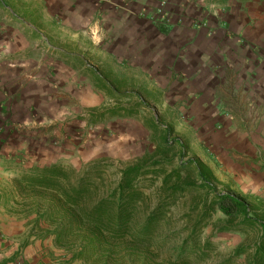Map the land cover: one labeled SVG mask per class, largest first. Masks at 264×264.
<instances>
[{"label":"rangeland","instance_id":"obj_1","mask_svg":"<svg viewBox=\"0 0 264 264\" xmlns=\"http://www.w3.org/2000/svg\"><path fill=\"white\" fill-rule=\"evenodd\" d=\"M170 5L176 11L181 6L159 0L150 16L167 30L176 18ZM196 5L198 9H189L193 15L201 11L206 15L201 27L209 38L194 35L192 42L199 44L192 49L178 45V64L169 72L159 66V82L150 75H122L121 67H113L114 85L120 93L115 97L88 95V102L93 103L87 105L85 97L65 98V91L61 98L51 93L30 98L27 72L9 82L2 81L5 72L0 74V211L29 220L19 255L1 264L16 263L27 246L35 244L36 250L27 253L33 264H102L94 250L69 263L67 253L48 238L60 216L50 213L38 221L52 206L50 197L19 194L14 180L37 167L32 159L42 153L48 160L59 161L54 165L69 169L75 179L89 170L95 198L114 189L123 170L142 166L134 186L143 197L135 207L132 226L143 225L160 207L157 228L150 235L134 233L128 238L129 251L116 250L121 255L110 264H249L262 234L257 225L242 220L229 223L216 208L205 215L204 207H210L215 193H230L246 199L253 216L264 219V0H222L208 11ZM197 24L200 22L186 27L193 29ZM241 26L252 27L256 35L246 38L243 32H233ZM219 29L226 30L227 38ZM166 38L167 46L159 44L160 58L173 45V38ZM225 51L228 55L224 57ZM70 85L89 92L91 81L66 84ZM63 101L77 112L68 116L69 133L63 127ZM43 104L48 105L47 114L40 108ZM89 135L93 137L88 139ZM191 160L210 172L206 176L215 188L213 193L203 187L194 168L179 169ZM179 180L184 190L172 191ZM73 240L79 241V235ZM183 245L188 246L187 254L178 260ZM240 248L244 251L238 253Z\"/></svg>","mask_w":264,"mask_h":264},{"label":"crops","instance_id":"obj_2","mask_svg":"<svg viewBox=\"0 0 264 264\" xmlns=\"http://www.w3.org/2000/svg\"><path fill=\"white\" fill-rule=\"evenodd\" d=\"M221 1L170 0L171 4L175 2L181 6L176 11L175 6L173 9L170 5V9L175 10L176 18L175 25L167 30L150 20L159 0H0V74L5 72L1 80L14 81L16 77H22L21 73L27 72L25 77L29 80L27 90L30 98L40 99L46 93L56 94L57 98H61V92L65 91V98L85 97L84 103L87 105L93 103L88 102V95L100 97L101 93H105V97H115L119 92L112 77L116 74L113 67H121L122 75H150L159 82V66L169 72V68L178 64L177 54L181 50L178 45L182 43L183 47L189 46L192 49L195 44H199L192 42L195 41L194 35L197 34L198 38L204 35L208 37V31L201 27L206 15L203 11L193 15L194 11L189 7L198 9L196 4H201L208 11L213 4L217 5ZM227 2L237 3L238 0ZM228 18L232 20L233 16ZM212 19L214 20L213 17ZM191 22L200 24L196 28L193 25L191 29ZM187 24L189 28L186 27ZM219 30L223 38H227L226 30ZM233 32H243L242 35L246 38L256 35L252 27H234ZM166 33L173 38V45L166 47L169 53L160 58L159 44H163L161 47L167 46L164 43L168 37ZM107 40L111 43L107 44ZM185 41L187 42L183 44ZM226 44L227 42L224 45ZM175 46L177 47L174 48ZM200 48H204L203 44ZM203 55L200 53L199 57L204 60ZM226 55L228 53L225 51L222 56ZM81 80L91 81L89 92L71 85L66 86L67 83L77 84ZM155 91L158 92L159 88ZM29 106L31 107L30 104ZM61 106L66 125H59L69 133L68 116H75L77 112L64 101ZM40 108L46 114L50 111L47 104L40 105ZM32 127L35 128L36 124L33 123ZM90 136L93 137L89 135L87 138L91 139ZM43 155H36L32 159L35 164L33 166L48 167L59 163L57 160H48ZM28 221L0 211V264L19 255L20 242L24 241ZM35 246H27L24 255L16 263L33 264L27 253L35 251Z\"/></svg>","mask_w":264,"mask_h":264},{"label":"trees","instance_id":"obj_3","mask_svg":"<svg viewBox=\"0 0 264 264\" xmlns=\"http://www.w3.org/2000/svg\"><path fill=\"white\" fill-rule=\"evenodd\" d=\"M191 167L195 169L203 187L209 188L213 193L215 188L206 176V173L210 172L204 165L191 160L186 167L179 169L187 171ZM69 171L60 165L37 166L28 170L20 179L14 180L21 195L29 192L50 197L52 206L48 211L39 214L38 221L48 218L50 213L60 216L55 220V227L48 231V235L53 238L56 246L67 253L69 263L83 259L87 250H94L100 263L110 264L121 255L116 250L121 248L122 254L129 251L128 238L134 233L150 235L156 231L160 207L149 214L143 225L137 228L132 226L135 207L143 197L134 186V179L142 175V166L136 165L123 170L115 188L102 197L97 194L96 198L93 193L96 186L89 180L90 171H86L78 179L72 177V172ZM176 190H184L181 180L177 186H173L172 191ZM38 207L40 209V206ZM213 208L222 212L229 223L242 220L244 224L257 225L262 234L249 264H264V219L253 216L251 205L246 199L230 193H215L210 207H204V214L207 215L209 209ZM210 213L208 212V216ZM76 235H79L77 242L73 240ZM193 243L195 247L196 241ZM187 249L188 246L185 245L180 248L178 260L185 258ZM243 251L244 249L240 248L238 253ZM90 256L94 257L93 254ZM122 257L125 260L123 255Z\"/></svg>","mask_w":264,"mask_h":264}]
</instances>
